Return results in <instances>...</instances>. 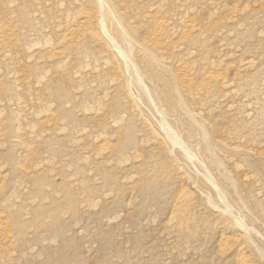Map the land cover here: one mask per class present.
Instances as JSON below:
<instances>
[{"label": "bare ground", "instance_id": "6f19581e", "mask_svg": "<svg viewBox=\"0 0 264 264\" xmlns=\"http://www.w3.org/2000/svg\"><path fill=\"white\" fill-rule=\"evenodd\" d=\"M96 224L264 264V0H0V264Z\"/></svg>", "mask_w": 264, "mask_h": 264}, {"label": "rangeland", "instance_id": "374dc122", "mask_svg": "<svg viewBox=\"0 0 264 264\" xmlns=\"http://www.w3.org/2000/svg\"><path fill=\"white\" fill-rule=\"evenodd\" d=\"M147 223H152V222L151 221H147ZM105 225L104 224H100V225L96 224V226L91 225V227H89V230L94 232L96 230L99 231V229L101 228V229H103L105 231V233H110L111 230H112L111 235L108 236V238H110V239L113 238L111 241L112 242H116V244H118L117 246H119V247L116 248V246H113V247H107V248L105 247L104 248V246L102 245L101 242H98L96 244V243H93V242L89 241L88 237H86L85 239L81 238V240L83 239L82 241L85 242L86 245L88 244L86 249H89V250L93 251V252L91 251L92 252L91 254H93V255L90 254L91 256L88 257V262H89V260L91 261L89 264H97V263H100V264H104V263L105 264H112V262L115 263L117 261L123 264L125 262V260H126V262H130V264H134L132 258H135V257H133L134 255L130 251L132 250V247L135 245L136 240L139 239L137 237H136L137 239L135 238L136 240L132 239L133 236H137L138 235V233L136 232V231H138V228H136L138 226L131 225V224L129 226V224H128L129 228L128 229L126 228L122 233H120V228L118 229L119 231L116 228L117 224H114L111 227L112 229H109V227H108L109 225H106V227H105ZM124 225H126V224L124 223ZM155 225L158 227V230H163L162 224H160L158 222H155ZM92 226L94 227V229H95V227L96 228L98 227V229H95L93 231L92 230L93 229ZM113 227H115V228H113ZM107 229L109 231H106ZM134 230H135V233H133ZM146 238H147L146 239L147 241L145 240L146 241L145 245H146L147 248H146L145 253H144V258H147L150 261V264H179L180 261H186V264L187 263L192 264L194 262L204 261L203 259L205 258V256L202 255V254H199V253L198 254H194V255L189 254V255L185 256V254L182 253V252H184V250L180 251L179 249H177L176 247H178V245L176 243V240H179V237L177 239L174 238V239H170L168 241L164 240L163 238L160 241H157L156 238H154V237H146ZM133 240L135 241L134 244H133ZM87 241H89L90 243L89 242L87 243ZM158 242H159V246L154 249L153 248V244L158 243ZM171 242H174V246L171 245ZM108 248H109L110 252H108L109 251V250H107ZM117 249L118 250L120 249V251H118ZM101 250L102 251L104 250L103 252H106V253H102ZM121 250H122V252H121ZM111 251H112V254H115V255L111 256V254H110ZM114 251H115V253H114ZM97 255H98L97 258L99 260L97 259V261H95L94 258ZM109 255L111 256V258L112 257L113 258L111 259ZM131 255H132V257H131ZM190 256H192V257H190ZM106 257H108L109 260L106 259ZM127 264H129V263H127Z\"/></svg>", "mask_w": 264, "mask_h": 264}]
</instances>
